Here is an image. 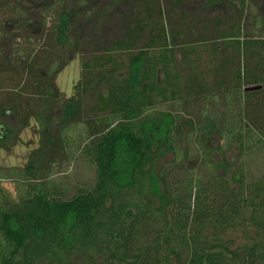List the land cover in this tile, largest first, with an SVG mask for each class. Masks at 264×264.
<instances>
[{
	"label": "trees",
	"instance_id": "trees-1",
	"mask_svg": "<svg viewBox=\"0 0 264 264\" xmlns=\"http://www.w3.org/2000/svg\"><path fill=\"white\" fill-rule=\"evenodd\" d=\"M95 1L0 3V150L11 152L32 122L39 136L24 167H0V264H43L73 248L106 264H264V167L250 179L243 159L247 139L264 134V39L232 33L221 49L186 45L184 77L166 13L137 0L122 36L80 57L67 97L55 81L84 41L70 38L74 19L93 21L98 33L106 24ZM212 136L223 142L221 163L207 146ZM236 146L239 160L226 161ZM80 161L91 182L58 177ZM236 229L255 231L249 245L207 238Z\"/></svg>",
	"mask_w": 264,
	"mask_h": 264
},
{
	"label": "rangeland",
	"instance_id": "rangeland-1",
	"mask_svg": "<svg viewBox=\"0 0 264 264\" xmlns=\"http://www.w3.org/2000/svg\"><path fill=\"white\" fill-rule=\"evenodd\" d=\"M1 1L4 0H0ZM120 1V4H117ZM137 0H96V6L103 8L99 16L104 17L106 24L100 27L99 33L93 31L95 23L86 21L84 17L74 19L70 38L72 40L82 41L80 52L75 54V59L68 65L64 66L56 78V86L59 91L63 92L67 97L73 94L74 85L80 80L81 64L80 57L88 60L91 56L104 53L105 47L113 43L117 38L121 37L126 20L131 17L130 9L136 5ZM147 1V0H143ZM155 5V13L161 10L166 13L165 21L168 25L170 35V46L174 51V61L181 72L182 76L191 74V67L186 63L182 49L186 45H195L201 47L204 43L217 44L221 49L220 43L230 34L239 35L242 40L246 39H264V0H182L180 6L175 7V0H150ZM32 5V4H31ZM38 9L40 3L34 4ZM104 8L109 9L104 12ZM84 14V13H83ZM37 15V13H36ZM38 17V16H37ZM39 18L35 19L37 22ZM261 22V23H260ZM97 25V24H96ZM35 37L36 34L32 33ZM42 38V37H40ZM143 41H147V35L143 37ZM40 42V41H39ZM200 44V45H199ZM5 54L8 48H4ZM61 54V53H60ZM62 55V54H61ZM118 55V54H115ZM122 57V56H121ZM127 57L123 55V59ZM209 68V67H208ZM160 73V72H159ZM162 79V74L160 73ZM120 77L125 76L123 72ZM99 88L103 89L102 85ZM96 92V91H95ZM95 92L91 96L86 97L85 103L90 107L94 103ZM169 107V105H167ZM171 109V107H169ZM191 109H196L192 107ZM190 116V115H188ZM38 128L34 122L31 128L24 130L20 134L21 143L12 148L7 153L0 150V167L7 170L13 167L21 168L28 162V155L31 151L39 147V136L36 133ZM252 134V133H251ZM250 134V135H251ZM250 139H247L244 160L247 166L249 178H255L261 175L264 167V134L253 133ZM151 141L156 144L153 134H150ZM223 142L217 137L212 136L207 141V146L216 150L212 154V160L221 163L223 158L218 151ZM256 144L257 146H253ZM185 147V146H184ZM240 149L238 146L229 151L226 161L239 160ZM174 160L172 154L166 159L159 161L157 169L159 170L164 163H170ZM71 162L64 172L57 173L58 177L64 180H72L74 183H80L84 179L89 182L93 180L92 170L85 166V162ZM187 167L198 169L196 158L187 162ZM231 174V173H229ZM226 174V176H229ZM2 187L16 196L15 188L12 184H2ZM154 191L156 199L161 192V186L157 180L154 183ZM157 201V200H156ZM255 235L254 230L244 231L241 229L228 230L223 235L207 234V238L220 239L224 242H231L233 248L249 245ZM43 264H106L105 261L95 253H84L77 248L67 250L58 254L54 260L44 262Z\"/></svg>",
	"mask_w": 264,
	"mask_h": 264
},
{
	"label": "water",
	"instance_id": "water-1",
	"mask_svg": "<svg viewBox=\"0 0 264 264\" xmlns=\"http://www.w3.org/2000/svg\"><path fill=\"white\" fill-rule=\"evenodd\" d=\"M261 87H250V88H247V91H253V90H258L260 89Z\"/></svg>",
	"mask_w": 264,
	"mask_h": 264
}]
</instances>
